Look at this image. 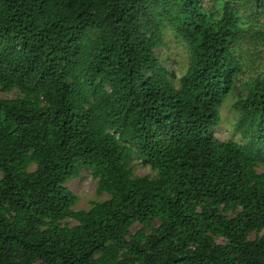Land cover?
Instances as JSON below:
<instances>
[{"label":"trees","instance_id":"1","mask_svg":"<svg viewBox=\"0 0 264 264\" xmlns=\"http://www.w3.org/2000/svg\"><path fill=\"white\" fill-rule=\"evenodd\" d=\"M0 93V264H264V0H0Z\"/></svg>","mask_w":264,"mask_h":264},{"label":"rangeland","instance_id":"2","mask_svg":"<svg viewBox=\"0 0 264 264\" xmlns=\"http://www.w3.org/2000/svg\"><path fill=\"white\" fill-rule=\"evenodd\" d=\"M159 56L162 66L174 76V85H178L179 79L185 71L187 61L186 54L181 44L176 43L172 36L167 35L164 47L155 51ZM15 93L4 94L0 93L2 98H12ZM231 101L227 100L220 108L221 123L213 129V135L219 141L235 140L238 141V136L232 131V127L237 117L234 110L231 108ZM133 173L137 176H153L154 172L150 170L149 165L134 164ZM66 187L77 198V203L74 210H88L93 202L107 199L105 195L98 196L96 193L97 181L94 180L88 170H83L80 176L67 182ZM138 229V228H137ZM136 230V229H135Z\"/></svg>","mask_w":264,"mask_h":264}]
</instances>
